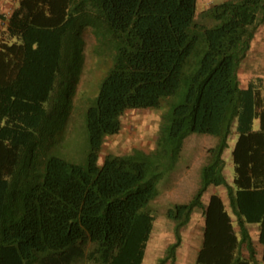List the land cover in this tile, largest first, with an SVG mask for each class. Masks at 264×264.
Instances as JSON below:
<instances>
[{
    "label": "trees",
    "instance_id": "obj_1",
    "mask_svg": "<svg viewBox=\"0 0 264 264\" xmlns=\"http://www.w3.org/2000/svg\"><path fill=\"white\" fill-rule=\"evenodd\" d=\"M263 24L264 0L201 12L197 0H19L0 34V264H142L150 205L193 133L216 144L195 194L166 212L175 240L158 264H176L196 209L204 230L195 264H264V95L239 77ZM87 26L111 65L85 100L77 144L64 133ZM145 108L162 111L155 146L100 163L124 113ZM234 131L235 187L224 173ZM211 186L226 188L230 209L217 192L204 201Z\"/></svg>",
    "mask_w": 264,
    "mask_h": 264
},
{
    "label": "rangeland",
    "instance_id": "obj_2",
    "mask_svg": "<svg viewBox=\"0 0 264 264\" xmlns=\"http://www.w3.org/2000/svg\"><path fill=\"white\" fill-rule=\"evenodd\" d=\"M81 37L84 41L83 68L76 84L74 105L64 133L67 139L73 138L77 144L83 140L82 116L86 105L85 100L97 91L99 83L111 65L109 49L106 46L98 48L97 38L91 26L82 30ZM239 77L244 87L251 82L261 85L264 95V24L259 28L249 53L241 65ZM161 114L162 111L155 108L127 110L122 116V128L119 133L106 137L100 163L108 153L125 154L136 148L150 151L155 146L158 136ZM237 138L234 131L229 140V147L224 152L226 161L224 173L233 187H235V164L232 152ZM76 143L71 147V153L74 155L79 154ZM215 144V137L207 134L193 133L187 138L177 169L162 184L160 196L150 205L156 218L142 264H158L167 246L175 240V223L166 215V212L176 203L188 202L195 194L200 185L201 166L208 159L209 148ZM217 189L226 197V204L230 209L226 188L220 186ZM207 195L208 192L204 198L205 202ZM233 218L235 219V216ZM253 227L258 228V224H254ZM203 230L202 210L196 209L189 224L182 230L183 242L177 251L176 264H195ZM80 264H91V262L83 260Z\"/></svg>",
    "mask_w": 264,
    "mask_h": 264
},
{
    "label": "crops",
    "instance_id": "obj_3",
    "mask_svg": "<svg viewBox=\"0 0 264 264\" xmlns=\"http://www.w3.org/2000/svg\"><path fill=\"white\" fill-rule=\"evenodd\" d=\"M225 0H197V11L201 12L204 9H207L208 7L212 6L213 4L223 2ZM19 6V0H0V34L7 29L8 23L10 21L11 15L14 12V10ZM218 187L211 186L208 190V197L212 193H219L221 197L223 198L224 202L226 203V197L223 196L222 192H220ZM227 205V204H226ZM228 206V205H227ZM251 229V226H254V224L248 225ZM256 230L258 228L254 227ZM237 229V227H236ZM259 254L261 255L262 249L258 248Z\"/></svg>",
    "mask_w": 264,
    "mask_h": 264
}]
</instances>
